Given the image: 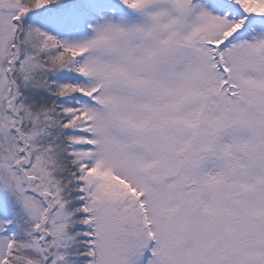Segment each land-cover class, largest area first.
Masks as SVG:
<instances>
[{"label": "snow or ice", "instance_id": "obj_1", "mask_svg": "<svg viewBox=\"0 0 264 264\" xmlns=\"http://www.w3.org/2000/svg\"><path fill=\"white\" fill-rule=\"evenodd\" d=\"M0 264H264V0H0Z\"/></svg>", "mask_w": 264, "mask_h": 264}]
</instances>
